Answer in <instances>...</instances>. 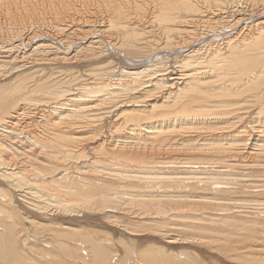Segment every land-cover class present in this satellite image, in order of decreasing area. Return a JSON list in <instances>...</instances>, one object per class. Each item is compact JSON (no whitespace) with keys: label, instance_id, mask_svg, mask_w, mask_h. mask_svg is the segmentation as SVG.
<instances>
[{"label":"bare ground","instance_id":"1","mask_svg":"<svg viewBox=\"0 0 264 264\" xmlns=\"http://www.w3.org/2000/svg\"><path fill=\"white\" fill-rule=\"evenodd\" d=\"M216 167L263 189L264 0H0L3 264H40L18 244L27 249L29 228L51 222L89 248L92 263L193 264L161 246L180 242L183 229L213 241L201 233L211 210L255 190L219 193ZM140 225L161 257L131 250L147 232ZM100 226L107 245L124 238L129 250L112 259L83 232Z\"/></svg>","mask_w":264,"mask_h":264},{"label":"rangeland","instance_id":"2","mask_svg":"<svg viewBox=\"0 0 264 264\" xmlns=\"http://www.w3.org/2000/svg\"><path fill=\"white\" fill-rule=\"evenodd\" d=\"M198 170L204 172V169L199 168ZM221 171H225V173H220ZM213 173L217 174L216 176L219 178L217 181L220 183V185H217V186L215 185L216 188H219L218 189L219 193L222 192L223 187H228L227 184H229L230 190H238V188L241 186H247L248 188L250 187L249 189L253 188L255 190H249L248 191L245 189H241V191H239L238 194L232 195V196H234L233 199H235V200L237 199L236 201H234L233 205H229V207L227 209H221L218 211L217 210H211V213L213 211V213H212L213 214V221H212V223H209V225H208L210 230L209 229L202 230L201 233L204 234V236L202 237L203 239L206 240V239H210L208 237H212L211 240H213V241H209V242L199 241L198 240L199 236H197L195 234V232L200 231V229H196V231H194L193 229H186V230L183 229L181 231L182 237H181L180 242L178 240V242H175V244H172L171 246L173 248L172 247L169 248L168 246H165V245L164 246L162 245L161 247L168 250V251L173 252V253H169V255H170L169 257H170V260L175 262V263H177V261L183 262V261H185V259L187 257L190 256V258L193 261V264H204V263L205 264H217V261H219L218 262L219 264H264V185H263L262 190H257L259 187H257L256 185H258V184L250 185L248 183V181H246L245 176L242 175V173H244L242 171L232 172L231 170H229V168L216 167V169L213 168ZM60 175L63 176V173L61 172ZM59 176H57V177H59ZM67 176H70V175H67ZM221 176H226L227 179L221 178ZM235 179H243V180L240 182L239 181L235 182L234 181ZM222 180H228V182H225ZM241 184H243V185H241ZM114 187L115 186H112L111 188L115 189ZM255 187H257V188H255ZM178 194H179L178 192L170 191V192L165 193V196L178 195ZM222 199H225V198H222ZM224 202L226 203V202H228V200H225ZM238 202H239V204L241 202L239 207L237 204ZM241 205H243V206H241ZM238 208L240 210H238ZM243 209L249 210L248 212H250V210H253V212L252 213H248L245 211L242 212L241 210H243ZM258 210L261 213H259ZM234 211L236 213L235 215H234ZM237 211H241V212H237ZM108 212H110L111 214L117 215V213L115 211L109 210ZM108 212H107V214H110ZM214 212H216L217 214ZM228 212H230V213H228ZM188 213H190V211H188ZM225 214L227 216L226 218L224 217ZM104 218H106V215ZM190 219H192V218H190ZM250 220L252 223H250ZM102 221L105 222L106 219H104ZM246 221H249V223H247ZM186 222H189V221H186ZM26 223H27L26 221L21 219V222L19 224V228L23 229L27 225ZM51 223H53V224H51L49 226H40V225L36 226L35 225L34 227L29 228V235H30L29 239H30L31 245H29L28 248L25 249L24 246L21 248L20 244H18V247H20L22 253H24L25 255L26 254L29 255L28 257L31 258L33 263L35 261V262H38L40 264H49V263L53 264L55 261L62 260L65 262V263L63 262L62 264H76V263H71L73 261L72 258H75V259H78L77 260L78 262H79V260L81 261L79 264H91L92 263V261H91L92 260L91 259L92 253L90 252L89 248H87L86 246H85V248L79 247L81 249H79L78 247L75 248L74 247V246H76L75 241L77 239L68 238L66 235H64L65 234L64 232H66V230H64L60 226L59 227L56 226V224H54V222H51ZM166 225L167 224H165V223H161L159 225V227L162 228L163 226H166ZM100 227L102 228V229H100L101 230L100 232L99 231L93 232L94 230H87L88 232L87 231H83V232H84V234H90L91 233L90 236L93 235V238H95L96 240L103 241V244L107 247V249L110 251V253H111V251L113 252L111 254V256L114 254L115 249L118 251L119 254H120L119 251L121 249L122 250L126 249L127 251L129 250V247H131L130 243L127 239H124L123 237H122L123 239L121 238L123 241H121L120 243H119V239H118L119 237H118L116 239L117 241L111 239V242L113 244L107 245L108 241H106V240H108L107 239L108 237L104 233L105 227H102V226H100ZM142 227H144V226L143 225H140L138 227L136 226L137 229L135 231H137L138 233H144V231L145 232L147 231L148 233L146 232L147 234L146 233L142 234L141 238H139L140 241H138L136 239L137 243H135L133 241V246L131 247V250H133V248H135V247H139V250H140L141 249L140 246L143 245V249H141V254L143 256H147V254H148V256H155L158 258L161 257L164 254V251L155 250L154 251L155 254L151 253V251H150V247H151V245L154 244L155 241L150 240L147 237L154 233L153 230L149 232V230H150L149 228H148L149 230H147L146 228L144 229ZM93 229H95V228H93ZM98 229H96V230H98ZM91 231L93 232V234ZM121 231H122V229H121ZM115 236L117 237V235H115ZM119 236H121V235H119ZM193 237H194V239H193ZM49 238L51 241V242L49 241V243H51V244L45 245V242L48 241ZM63 238H65V239H63ZM135 238H138V237L135 236ZM195 238L197 241L195 240ZM184 239L189 240V241H191L190 239H192L193 241H191L190 243H184L183 242V241H185ZM59 241H64L65 243L70 242L71 244L69 243V245L70 246L73 245L72 249L74 248L73 250H75V253L72 254L67 250L63 251L62 249H60V242ZM143 242H144V244H143ZM81 243H84V242L81 241ZM87 243L88 242L84 243V245L85 244L87 245ZM219 243H224V245H219ZM147 244H148V246H147ZM178 244L180 245V247H177V246H179ZM190 245H192L193 248ZM58 246H59V249H56ZM234 246H238L239 248H241L239 251V254H237L236 256L233 255V253H230V249ZM212 247H213V249H212ZM194 248H195V250H194ZM197 248H200V249H197ZM218 248L221 251H219ZM77 249H79V250L77 251ZM175 249L177 250V252ZM209 249L213 250V251H210ZM55 250L56 251L60 250L61 251V252L59 251L60 255H57ZM82 251L83 252L88 251V254L87 255L82 254V256H83L82 257L80 255V253ZM196 252L200 253V254L197 255ZM218 252H220V253H218ZM32 253H34V254H32ZM192 253H193V255H192ZM24 254H23V256H24ZM206 254H208L209 256ZM210 254H213V255H210ZM177 255H178V257H177ZM206 256L208 258H205ZM211 256H213V257L211 258ZM130 257H132V256H130ZM176 257L178 259H176ZM116 258H118V256H116ZM116 258L115 257L113 258V256H112V259H116ZM221 259H222V261H221ZM213 260H214V262H213ZM0 261H1L0 263L3 264L1 259H0ZM118 262H119V264H122L121 261L118 260L117 263ZM107 263L110 264L109 259H108ZM117 263H112V264H117ZM92 264H97V263H92Z\"/></svg>","mask_w":264,"mask_h":264}]
</instances>
